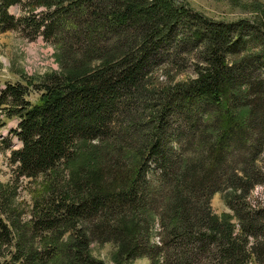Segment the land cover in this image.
I'll use <instances>...</instances> for the list:
<instances>
[{"label": "trees", "instance_id": "obj_1", "mask_svg": "<svg viewBox=\"0 0 264 264\" xmlns=\"http://www.w3.org/2000/svg\"><path fill=\"white\" fill-rule=\"evenodd\" d=\"M20 27L54 39L63 72L35 105L31 86L0 93L23 144L0 264H105L95 243L116 264H264V9L224 23L181 0H0V33Z\"/></svg>", "mask_w": 264, "mask_h": 264}, {"label": "rangeland", "instance_id": "obj_2", "mask_svg": "<svg viewBox=\"0 0 264 264\" xmlns=\"http://www.w3.org/2000/svg\"><path fill=\"white\" fill-rule=\"evenodd\" d=\"M181 1H184L195 12L206 16L209 20L224 23H238L244 20L254 22L256 18L260 17V11L264 9V0ZM44 11L39 10L34 15L40 18ZM27 13L23 6L10 9V14L17 19L28 17ZM59 49L61 48L58 47L54 39L47 40L42 33L34 36L25 27H20L16 31L0 33V93L5 91L8 85L31 86L28 100L34 105L37 104L43 95V91L39 90L41 84L48 77L63 72L59 62ZM191 74H193L192 71L179 79L186 80ZM20 123L18 119L8 120L6 112L0 108V184L4 186L12 183L18 177L16 168L11 164V158L14 151L23 148V144L18 137ZM21 180L19 202L27 211H31V197L27 191L29 181H24V178ZM252 200L253 203L264 200L263 187H259L254 191ZM211 204L214 214L218 217L232 213L224 200L223 194H216ZM160 231L161 229L157 226L154 232V243L157 247L161 246L158 235ZM117 249L114 244L95 243L91 246L93 258L105 264H116ZM129 264L152 263L148 259H139Z\"/></svg>", "mask_w": 264, "mask_h": 264}]
</instances>
